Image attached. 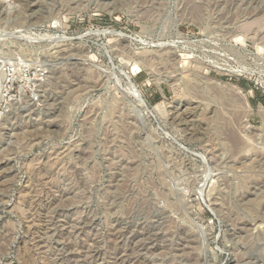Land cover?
Returning <instances> with one entry per match:
<instances>
[{"label": "rangeland", "instance_id": "374dc122", "mask_svg": "<svg viewBox=\"0 0 264 264\" xmlns=\"http://www.w3.org/2000/svg\"><path fill=\"white\" fill-rule=\"evenodd\" d=\"M5 79L0 264H264V0H0Z\"/></svg>", "mask_w": 264, "mask_h": 264}, {"label": "bare ground", "instance_id": "6f19581e", "mask_svg": "<svg viewBox=\"0 0 264 264\" xmlns=\"http://www.w3.org/2000/svg\"><path fill=\"white\" fill-rule=\"evenodd\" d=\"M246 25H250V23L249 24H246ZM262 38V37H261ZM46 74H47V72H46ZM5 82V81H4ZM133 87V86H132ZM134 88V87H133ZM132 88V89H133ZM136 90V89H135ZM234 90L236 91V94H238V96H241V98H242V100L244 101V104H243V106L244 107H246V108H244V109H246L247 110V113L248 114H251V113H253V109L250 107V105H249V103H248V101H247V98L244 96V93H242L241 91H240V89L239 88H237V87H234ZM1 93H2V91H1ZM134 93V92H133ZM138 93V91L137 92H135V95ZM237 97V96H236ZM238 98V97H237ZM240 98V97H239ZM138 99V98H137ZM190 104V103H189ZM146 107V106H145ZM160 107L161 106H158L157 105V107H156V110L157 111H160ZM245 110V111H246ZM193 111V110H192ZM259 111L261 112V113H263L264 112V109H263V107H260V109H259ZM194 114V113H193ZM176 116V115H175ZM193 115H192V112L188 109V108H185V109H183V110H181V112L178 114V118H180V120H182V121H186V122H190L191 120H193L194 118H192L191 119V117H192ZM246 116V115H245ZM238 119H236V121H237ZM191 122H193V121H191ZM195 122V121H194ZM187 123V124H188ZM186 124V123H185ZM192 124V123H191ZM191 124H189V125H191ZM194 124V123H193ZM246 128H248V127H246ZM248 130V129H247ZM246 130V131H247ZM240 133V132H239ZM233 139H235L234 137H233ZM244 140V139H243ZM233 142V141H232ZM237 143V142H236ZM235 143V144H236ZM234 144V143H233ZM235 146V145H234ZM244 181V180H243ZM258 199V198H257ZM244 241V240H243ZM247 263V262H246Z\"/></svg>", "mask_w": 264, "mask_h": 264}, {"label": "built area", "instance_id": "2783aa9c", "mask_svg": "<svg viewBox=\"0 0 264 264\" xmlns=\"http://www.w3.org/2000/svg\"><path fill=\"white\" fill-rule=\"evenodd\" d=\"M8 77H10V76H8ZM4 81L2 82V84H4L3 88L0 90V92L2 91V93H1L2 97L0 98V100L1 99L4 100V98H6V100H10L11 101L10 97H12L13 82L10 83L11 80H9V79H5ZM9 84H11V86L8 88Z\"/></svg>", "mask_w": 264, "mask_h": 264}]
</instances>
